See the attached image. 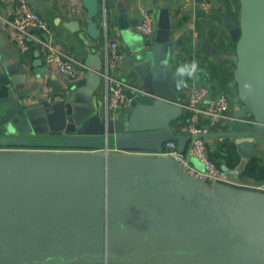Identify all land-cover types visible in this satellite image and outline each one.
<instances>
[{
	"label": "water",
	"instance_id": "95a60500",
	"mask_svg": "<svg viewBox=\"0 0 264 264\" xmlns=\"http://www.w3.org/2000/svg\"><path fill=\"white\" fill-rule=\"evenodd\" d=\"M118 9V27L127 43L128 52L122 63L131 79L132 88L126 112L113 114L103 109L99 90L103 83L101 57L92 51L86 57L84 77L67 84L53 76L46 83L45 95L35 96L26 90L28 70L12 62L16 53L0 41V147L33 148L38 146L79 145L116 147L112 152L1 150L0 167L21 165L37 170L34 198L40 205L54 208L38 194V181L45 167L51 165L102 169L106 189L109 172H116L121 183L116 195L107 198L106 214L100 231L77 229L70 239L47 243L24 242L29 237L23 229H0V264H84L127 262L129 264H254L234 227V209L264 204V191L240 188L222 182L208 183L188 172L175 169L162 151L165 142L176 139L185 152L191 136L177 133L176 121L182 115L184 87H176L177 77L171 68L175 56L172 31L177 23L172 18L175 0L159 5L158 28L154 41H146L135 31L139 19H128L124 1L109 0ZM89 19L87 30L93 38L101 31L94 21L100 0H83ZM236 20L219 7L223 24L236 43L237 62L234 78L242 105L232 112L229 130L218 134L235 138L241 160L233 169L224 165L228 176L241 173L253 156L264 147V0H240ZM80 29V21L70 22ZM204 40L196 41L201 50ZM42 44L39 45L40 50ZM95 50V49H94ZM167 60V69L162 62ZM42 77V73H38ZM248 118L251 122L246 121ZM203 135V136H208ZM136 152V153H135ZM126 153H131L128 155ZM139 154V155H133ZM145 183L173 184L187 189L194 199L206 203L216 214L223 230L217 249H191L169 252L159 246V239L149 230L135 225L121 211L126 196ZM8 194L15 198L22 193ZM108 193V191H107ZM130 216V215H129ZM144 222V220H142Z\"/></svg>",
	"mask_w": 264,
	"mask_h": 264
},
{
	"label": "crops",
	"instance_id": "0c3cea01",
	"mask_svg": "<svg viewBox=\"0 0 264 264\" xmlns=\"http://www.w3.org/2000/svg\"><path fill=\"white\" fill-rule=\"evenodd\" d=\"M30 3L49 22L50 33L31 30L28 37L29 49H23L18 42L17 31L12 25L19 0H0V41L16 56L12 62H20L28 70L26 90L35 96H43L44 85L52 86L55 76L61 83L71 79L61 70L48 65L44 60L45 45L42 40H51L58 48L73 56L82 67L77 79L84 77L88 53L95 51L102 59L104 68L107 61L108 43L117 40L120 50L128 52L127 43L118 27V9L109 0H100V10L94 21L101 31L99 38H93L88 30V10L83 0H29ZM127 7L128 19H141V12H152L158 28L159 5L166 0H121ZM200 0H175L172 18L177 28L172 31V43L175 58L171 68L176 69L192 60L199 64L196 79L199 84L210 88V97L227 93L230 98L231 112L242 105L234 74L237 62L236 43L223 24L219 7L228 11L229 3L214 0L216 8L206 13L198 4ZM230 12V11H229ZM80 21V29L68 27L70 22ZM139 24V23H138ZM135 31L139 32L137 27ZM204 40L201 50L196 41ZM42 44L40 50L39 45ZM95 49V50H94ZM42 73V77L38 73ZM112 74L131 82L123 63L111 70ZM104 80L99 92L103 109H106ZM182 115L188 114L183 106ZM124 107L116 114L126 112ZM201 118V124H206ZM230 125L215 129L211 134L223 133ZM208 156L221 169L224 165L233 169L241 160L235 138L221 135L205 136ZM190 143V141H189ZM188 143V145H189ZM187 145V147H188ZM112 153H118L117 151ZM136 153V152H135ZM132 155L131 153H126ZM139 155V154H133ZM175 169L187 172L182 163L172 161ZM191 164L202 168L197 158ZM37 170L21 165L0 167V229L10 233V228L23 229L29 237L24 242L47 243L61 239H70L77 229H102L106 214L107 198L111 200L121 183L116 172H109V188L106 189L105 172L102 169L51 165L45 167L38 181V194L54 208L40 205L34 198ZM230 182L240 188L258 190L264 186V147L253 152L245 169L236 175L229 174ZM24 189L20 195L11 198ZM108 191V193H107ZM121 211L130 217L135 225L149 230L159 239V246L169 252L183 253L191 249H217V243L223 238V230L214 211L200 199H194L187 189L166 183H145L133 189L124 199ZM130 215V216H129ZM234 227L254 264H264V204H252L234 209L231 212ZM144 220V222L142 221ZM84 263V264H101ZM111 264H129L127 262H109Z\"/></svg>",
	"mask_w": 264,
	"mask_h": 264
},
{
	"label": "built area",
	"instance_id": "2783aa9c",
	"mask_svg": "<svg viewBox=\"0 0 264 264\" xmlns=\"http://www.w3.org/2000/svg\"><path fill=\"white\" fill-rule=\"evenodd\" d=\"M199 6L206 12L211 13L216 8L214 0H200ZM12 25L17 31L18 42L23 49H29L28 37L31 30H37L45 34L50 33L49 22L30 3L29 0H19L12 20ZM146 41L152 43L156 31V21L151 11L144 9L141 12V19L137 26ZM45 45L44 60L48 65H52L61 70L71 79H77L82 71L79 62L70 54L58 48L50 39L42 40ZM125 58V54L120 50L117 40L108 43V54L105 69L101 68V75L104 80L103 92L105 95L106 109L108 113L116 114L120 109L127 106L130 101L127 92L132 85L123 79L120 74H112L111 70L116 69ZM185 98L183 106L188 111L186 120H180L176 124L177 133L191 136L190 143L185 152L179 150V142L176 139L165 142L162 151L158 152L166 157L178 159L186 171L198 179L208 183L222 182L233 185L224 171L210 159L207 152L205 136L211 134L215 129L229 126L233 119L231 112L230 98L227 93H222L217 97H210V88L202 85L196 79L187 81L184 87ZM207 120L206 124H201V118ZM251 122L248 118L245 119ZM1 150H38V151H78V152H115L114 147H87L79 145H55L51 147H0ZM197 158L202 163V168H197L191 164V159ZM259 190L264 191V186ZM101 264H111L108 262Z\"/></svg>",
	"mask_w": 264,
	"mask_h": 264
},
{
	"label": "clouds",
	"instance_id": "9594fccd",
	"mask_svg": "<svg viewBox=\"0 0 264 264\" xmlns=\"http://www.w3.org/2000/svg\"><path fill=\"white\" fill-rule=\"evenodd\" d=\"M163 67L167 69V60L162 62ZM200 71L199 64L196 60H192L190 63L183 64L176 69L175 75L177 77L176 87L178 89L187 85V79H192Z\"/></svg>",
	"mask_w": 264,
	"mask_h": 264
},
{
	"label": "trees",
	"instance_id": "16d2710c",
	"mask_svg": "<svg viewBox=\"0 0 264 264\" xmlns=\"http://www.w3.org/2000/svg\"><path fill=\"white\" fill-rule=\"evenodd\" d=\"M222 5L224 3V1H228L229 3V7H228V11H230V13L232 14V16L238 20L239 16H240V11H241V3L240 0H221ZM232 76L234 77V74L232 73ZM189 114L184 115L181 119L186 120Z\"/></svg>",
	"mask_w": 264,
	"mask_h": 264
},
{
	"label": "rangeland",
	"instance_id": "374dc122",
	"mask_svg": "<svg viewBox=\"0 0 264 264\" xmlns=\"http://www.w3.org/2000/svg\"><path fill=\"white\" fill-rule=\"evenodd\" d=\"M236 87H238V86H236Z\"/></svg>",
	"mask_w": 264,
	"mask_h": 264
}]
</instances>
